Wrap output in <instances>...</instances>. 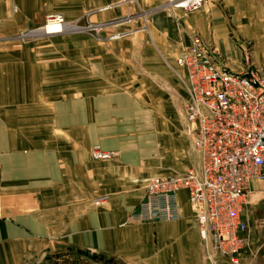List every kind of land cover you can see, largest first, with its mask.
<instances>
[{"label": "crops", "instance_id": "1", "mask_svg": "<svg viewBox=\"0 0 264 264\" xmlns=\"http://www.w3.org/2000/svg\"><path fill=\"white\" fill-rule=\"evenodd\" d=\"M165 1L0 0V264H212L186 191L175 221L130 215L151 179L198 165L183 49L197 38L231 71L245 55L264 68V0L175 16ZM56 16L102 30L42 34ZM246 216L238 264H264V199Z\"/></svg>", "mask_w": 264, "mask_h": 264}, {"label": "built area", "instance_id": "2", "mask_svg": "<svg viewBox=\"0 0 264 264\" xmlns=\"http://www.w3.org/2000/svg\"><path fill=\"white\" fill-rule=\"evenodd\" d=\"M204 1L166 0V6L186 15L202 10ZM49 25L62 26L63 31L47 35L80 29L56 16L48 18L39 31ZM195 40L183 49L176 64L186 72L182 82L188 102L183 120L190 128L198 165L182 175L151 179L130 220L164 223L179 219L178 193L186 191L195 209L196 226L205 237V258L212 264L219 259L238 264L248 242L247 206L256 195L264 199V68L253 66L245 55L242 69L231 71ZM116 156L98 147L90 150L96 161ZM105 201L106 197H98L93 204Z\"/></svg>", "mask_w": 264, "mask_h": 264}, {"label": "rangeland", "instance_id": "3", "mask_svg": "<svg viewBox=\"0 0 264 264\" xmlns=\"http://www.w3.org/2000/svg\"><path fill=\"white\" fill-rule=\"evenodd\" d=\"M161 10L162 11H164L165 13H167V14H169V15H174L175 16V13L177 12V11H179V10H172V9H168L167 8V6H166V1H165V4L163 5V7L161 8ZM200 11V10H199ZM197 12V11H196ZM183 13V12H182ZM194 13V12H193ZM184 14V13H183ZM188 14H190V13H188ZM188 14H186V15H188ZM146 16L145 15H143L142 16V18H145ZM69 24V23H68ZM79 28H83V29H90L89 31H92V32H94V33H99V32H101V30H102V28H96V27H91V26H88V25H79L78 26ZM93 28H96V29H93ZM33 30H31V31H29V32H27V33H24V34H22L21 35V39L24 41H27V40H29V39H32L33 37H31V35L33 36L34 35V32H32ZM54 31V28H52V27H46V28H44L42 31H41V33L42 34H45V33H52ZM88 31V30H87ZM30 32H32L31 34H29ZM24 35V36H23ZM26 35H29L28 37L26 36ZM251 200H255L256 201V203L257 202H259L260 201V198H259V196H255V197H253V198H251ZM70 264V263H69ZM78 264H82L81 262L80 263H78Z\"/></svg>", "mask_w": 264, "mask_h": 264}, {"label": "bare ground", "instance_id": "4", "mask_svg": "<svg viewBox=\"0 0 264 264\" xmlns=\"http://www.w3.org/2000/svg\"><path fill=\"white\" fill-rule=\"evenodd\" d=\"M49 26L52 27V28H54V31L53 32L63 31V27L62 26H58V25H49ZM49 26H47V27H49Z\"/></svg>", "mask_w": 264, "mask_h": 264}]
</instances>
